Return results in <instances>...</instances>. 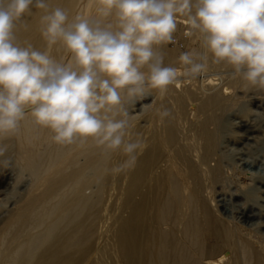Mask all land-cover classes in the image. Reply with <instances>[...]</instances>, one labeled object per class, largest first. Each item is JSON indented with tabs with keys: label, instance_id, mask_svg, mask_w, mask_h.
Masks as SVG:
<instances>
[{
	"label": "bare ground",
	"instance_id": "obj_1",
	"mask_svg": "<svg viewBox=\"0 0 264 264\" xmlns=\"http://www.w3.org/2000/svg\"><path fill=\"white\" fill-rule=\"evenodd\" d=\"M49 3L70 16H97L98 0ZM32 12L17 22L16 35L21 44L44 50L43 10L33 7ZM177 23L188 27L182 16ZM193 39L200 50V41ZM163 52L165 64L182 69L180 49L164 46ZM51 55L69 59L60 45ZM181 78L163 95L156 90L126 102L131 138L143 141L133 169L113 173L126 159L122 151L106 152L91 139L58 144L30 116L16 134L0 141L8 145L0 160L10 156L15 164L0 166V197H5L0 201V264H264V234L254 228L264 211L247 194H264V179L241 171L237 186L227 187L217 151L229 89L207 93L210 88L203 85L202 96L187 89L179 93ZM217 80L209 75L203 83L217 86ZM193 100L203 115L197 125L189 123ZM163 108L171 111L169 117L161 118ZM244 133L254 138L255 130L246 127ZM225 195L244 221L233 211H220L226 202L217 200ZM113 210L120 214L114 223ZM260 224L264 228V220Z\"/></svg>",
	"mask_w": 264,
	"mask_h": 264
},
{
	"label": "clouds",
	"instance_id": "obj_2",
	"mask_svg": "<svg viewBox=\"0 0 264 264\" xmlns=\"http://www.w3.org/2000/svg\"><path fill=\"white\" fill-rule=\"evenodd\" d=\"M33 7L43 10L44 50L16 35ZM96 13L70 16L49 0H0V141L30 116L58 144L91 139L106 152L122 151L126 159L111 169L121 173L136 166L143 149L142 139L131 138L126 102L205 75L210 57L230 66L234 78L264 88V0H98ZM178 16L200 41V50L180 53L182 69L165 64L163 52L176 42ZM57 45L69 59L51 55ZM7 152L0 142V157Z\"/></svg>",
	"mask_w": 264,
	"mask_h": 264
},
{
	"label": "rangeland",
	"instance_id": "obj_3",
	"mask_svg": "<svg viewBox=\"0 0 264 264\" xmlns=\"http://www.w3.org/2000/svg\"><path fill=\"white\" fill-rule=\"evenodd\" d=\"M188 32H189V28L187 26L185 27L184 25H181V23H178L177 31L174 34L176 42H175V44H168V45H166V47L170 50L171 49L172 50L180 49L181 52L182 51H190L192 49H198V45H197L198 41L196 42V39H193L194 36L191 37V35H188ZM192 39L194 41H192ZM185 43L187 45L188 44H190V45L186 47ZM231 72H232V69L230 68V66H227L224 64H214V63H213V65L209 64V70L205 74L204 78H206L209 75L215 76L216 78L218 77V80L216 81L218 83L217 86L207 85L206 82L203 83V79H204L203 76L197 77L194 79L182 77L181 81L183 82V84L180 88H176V89L178 90L179 93L180 92L181 93L186 92L185 90L187 89L188 90L187 92H194L195 91L194 93H198V94L200 91H201L200 93H202L203 85L208 89L210 88L207 91V93H216V92H219L221 89H222L221 91H223L224 88L229 89V93L226 96V98L228 100L224 106V109L221 112L223 122H222V127L220 129L219 136H218L219 139H218L217 143H219V146L217 144V151H218V154H219V156L223 162L224 168H225L224 172H225V176L227 179L226 180V186L228 185L227 187L232 189V188L237 186L236 184H237L238 180H241V178L244 174V173H241V171L242 172L247 171L248 173H253L257 176L258 179H264V106H263L264 105V88H260L258 86H252V85H251L252 87L251 86L249 87L248 86L249 84L246 81L241 79L239 76L234 78L232 76ZM187 82H189V84ZM193 83H194V85H193ZM243 84H245V85H243ZM238 86H239V89H238ZM253 87H255V90L257 92L254 91ZM245 88H248V91L245 90ZM168 89L169 90L171 89L170 86ZM155 91H156L155 89H152V90H150L149 93L154 94ZM235 92H236V94H235ZM253 94H255V95H253ZM200 96H202V95H200ZM254 96H256V97H254ZM235 98H237V99H235ZM252 98L255 100H253ZM240 99L243 102H240V105H239L238 101H240ZM249 99H251V100L249 101ZM234 102H237V103H234ZM231 103H233V104H231ZM235 104H237V105H235ZM256 104L257 105L260 104V105H258L259 107ZM133 105H136V102H134ZM198 108H199V101L198 100L190 101L189 106H188V112L190 113L189 123L192 125H197V123L201 119H203V115L198 112ZM191 112L193 113V115H191ZM194 113H195V115H194ZM239 113H240V115H239ZM191 116L194 118V120H195V118H197L198 120L197 121L192 120L193 118H191ZM244 124L246 127H253L254 128V130H255V133L253 135L254 138H251L250 135H247L244 133V129L246 128V127H244ZM7 159L11 160V162H12L10 164V166H8V167L13 166V168H15L13 158L9 156ZM214 164H215V162H212V165H214ZM225 164H226V166H225ZM252 168H253V170H252ZM250 171H252V172H250ZM239 173H241V175H239ZM238 175H239V177H238ZM229 179H231V180H229ZM230 185H232V187ZM258 193L255 194L252 191L247 192L248 197L251 198L256 203H259L258 205L262 208V211H264L263 210L264 209V194L262 192H260V195H259ZM224 197H225V201H224ZM224 197L223 198L221 197L220 199L217 200V201L223 200V202H226L225 205L222 202V205H224V206H222L219 203V205L222 206L220 208V211L224 210V211H222L223 213L228 211L227 214H229L230 211H233V214L237 217L238 221L239 220L241 222L244 221V218H242V216L240 217L239 215H236V213H235V212H237L235 210L237 207L236 206L237 204H233L235 202L231 201V199H229L230 198L229 196L225 195ZM255 198L258 201L254 200ZM3 199H5L4 196L0 197V201ZM225 209H228V210L226 211ZM227 214L225 216H227ZM111 216H112V222L114 223V221L120 217V214L118 212H116L115 210H113L111 213ZM261 217H262V219L256 220V222H255L256 224H255L254 228L257 230L261 229L260 230L261 233L264 234V231H263L264 228L259 226V225H261L260 223H262L264 220V212H262Z\"/></svg>",
	"mask_w": 264,
	"mask_h": 264
}]
</instances>
